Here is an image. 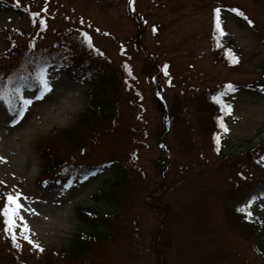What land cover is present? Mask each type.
Segmentation results:
<instances>
[{
    "label": "rangeland",
    "instance_id": "374dc122",
    "mask_svg": "<svg viewBox=\"0 0 264 264\" xmlns=\"http://www.w3.org/2000/svg\"><path fill=\"white\" fill-rule=\"evenodd\" d=\"M7 1L16 6V0ZM13 6L0 5V54H6L0 64H16V73L25 75V68L18 67L20 62L32 60L30 55L38 51L48 54L49 58L36 55L33 61H48L41 69L50 74L55 102L36 101L38 86L25 87L21 95L33 99V110L26 124L21 121L13 126L11 113L23 103L8 104L0 98V210L3 195L21 192L25 205L22 214L31 229L28 234L42 246V253L55 249L63 256L60 250L84 222L77 208L90 206L109 212L113 204L101 196L110 164L89 181H76L79 186L68 189L73 182L48 179L54 175L44 173L40 153L41 144L75 123L88 104V83L72 67L53 63L62 56L56 51L62 38L58 30L86 28L121 75L123 88L115 96L120 102L108 124L84 135L83 147L74 150L60 143L57 154L85 166L110 160L115 165L118 158L127 156L130 180L121 194L124 211L110 220L112 233L103 241L104 250L76 264H264V257L253 249L232 211L230 195L233 186H246L264 175L263 158L253 164L250 181L236 177L239 166L250 165L248 150L264 142V0H136L135 5L129 0H19V6L45 14V20L42 29L31 30L28 35L20 33L11 45L3 27L27 32L37 21L28 11ZM233 6L240 9L238 15L228 11ZM217 7L228 9L222 11L221 18L227 39L238 51L237 66H229L212 54L210 33ZM132 12L139 16V22ZM9 50L15 52L13 58L7 56ZM151 55L161 65L158 75L166 89L170 113L179 90L196 101L194 96L203 91L233 82L236 91L227 90L224 96L232 104L225 152L233 153V158L221 175L205 171L218 159L211 152L210 138L194 115V107L188 105L183 111L185 119L182 115L173 119L172 128L164 120L166 111L153 96L156 84L144 73L145 58ZM122 78L129 80V89ZM190 117L184 125L178 121ZM163 123L167 129L162 133ZM159 140L170 148L168 153L160 151ZM165 158L171 193L165 186L160 197L150 200L149 194L160 191L163 177L159 170ZM237 204L249 218L264 221V196L253 203ZM15 231L22 250L18 262L39 264L34 254L38 249L23 239L22 222L18 221ZM3 243L9 247L0 235V264H13Z\"/></svg>",
    "mask_w": 264,
    "mask_h": 264
},
{
    "label": "trees",
    "instance_id": "16d2710c",
    "mask_svg": "<svg viewBox=\"0 0 264 264\" xmlns=\"http://www.w3.org/2000/svg\"><path fill=\"white\" fill-rule=\"evenodd\" d=\"M60 32L64 34L62 43L68 45V47L73 50L72 53L69 54V57L73 58L74 63H78V65L83 64V67H80V69L81 71L84 70V73L87 74L86 78L91 82L89 105L86 107V110L80 114L75 123H72L68 128L61 129L52 134V137L47 139L48 142L42 143L40 146V153L46 172L65 174L72 178H80L84 172L93 171V169L82 171L78 167H75L73 163H71L69 157L65 158L64 155L57 154V148L60 143L62 145L64 143L66 146H71L74 150L75 148H81L85 145L84 135L86 133L93 132L98 125H103L104 123L108 124L107 122L113 119L114 114L116 115L118 102L120 101L115 96L120 94L123 87L121 75L118 69L113 67L109 59L93 50L80 35L73 32ZM223 45L224 44L217 50V57L221 58L223 56ZM6 53L7 56H12V51H7ZM4 56H6V54H0V59ZM144 63V72L149 74L152 68L157 64V61L154 58L146 57ZM9 68V66L0 64V75L2 72L9 70ZM183 95H185L184 91L178 95L179 99L178 97L175 98L173 103L174 107L171 108V115L174 119L181 115V117L185 119V115L182 113L188 110V105L195 108L194 115L197 116L198 121L200 119L206 136L208 135L210 138L211 152L213 156H216L218 159L215 164L210 163L209 166L213 164L212 167H207L208 170L205 171L212 170V173L221 175L223 168H227L229 165L227 162H230L232 157L230 154H225L223 149L219 148V151H217L218 147L217 145L215 146V138L212 136L219 130L218 117L221 116L218 105L219 100L211 90L203 91L199 95L194 96L196 101L189 100ZM192 117L187 121H178L181 125H184V123L190 122ZM186 144L190 145L188 141ZM263 149L264 145L253 148L249 151L247 156H252L254 161L258 158V154ZM117 160H119V163L110 167V176L106 179V186L101 189L103 192L101 196H104L113 203L110 204L109 210H107L109 212H101L99 209L96 210V207H78L80 216L85 220L83 227H80L69 239L68 244L62 247L60 251L63 252V256H60L55 249L44 254L34 253L36 254L35 259L39 264H76L87 258L91 259L93 255L101 253L102 250H104L103 241L107 240L112 233L109 225L110 220L113 217L121 215L124 211V202L121 199V194L126 187V183L130 180V173L125 163L128 157L122 156ZM220 160L221 162L218 164ZM188 167L190 168V166ZM185 174H188V172ZM188 176L185 177L187 178ZM236 177L238 179L242 178L237 175ZM169 181L170 179L167 181V191L171 193L172 187L169 185ZM252 183L256 185L251 188V192L257 194L262 191L264 177H260ZM236 186L237 185H235V187ZM160 188L161 187H159V189ZM236 192L237 191H233L232 195H235ZM232 211L238 217L246 238L251 241L252 246L264 257V225L256 221L249 222L246 219L243 220L233 209ZM4 219L2 214L0 216V235L6 230ZM4 246L12 256L10 259L8 257V259L12 261L13 264H17V256L21 249L14 246L13 240L9 247L3 243V247Z\"/></svg>",
    "mask_w": 264,
    "mask_h": 264
},
{
    "label": "snow or ice",
    "instance_id": "6c2138e0",
    "mask_svg": "<svg viewBox=\"0 0 264 264\" xmlns=\"http://www.w3.org/2000/svg\"><path fill=\"white\" fill-rule=\"evenodd\" d=\"M16 6H19V0H16ZM215 26L217 31H223L222 30V23L223 21L221 20V8L217 7L215 8ZM232 12H236L237 9H231ZM33 15H37L36 13H33ZM240 15H243V13H240ZM245 19H247L245 17ZM248 24H252L251 20H248ZM83 38L90 43L91 38L89 37L87 32L82 33ZM237 59H233V63H237ZM166 67V66H165ZM38 82H39V92L38 94H35V100L36 101H44L47 99V101L55 102L53 99V83L50 82V74L49 72H46L45 70L41 69L39 76H38ZM226 89L230 90L232 92L236 91V88L233 84L229 83L226 85ZM262 91H264V87L261 88ZM19 92L20 89H17ZM221 99L218 101L219 109L221 112V116L218 117V125L219 128L221 129V132H218L215 140L217 144L220 143L221 140V134L222 133H227L229 131L228 127L224 123L223 117L225 115H229L232 112V104L226 100L223 99L224 96L228 95V91L222 90L219 93ZM20 99L23 102V107H20L18 111L11 113L13 119L11 120V124L15 126L16 124L20 123L23 121L25 124L28 122V118L31 114L32 106L34 105V101L31 98H26L24 95L20 96ZM61 99V98H60ZM215 100V98H214ZM64 106L67 107V100L64 102ZM217 151H219V148H217ZM3 159V158H0ZM98 173L89 171V172H84L81 177H80V182L83 183L85 181H89L91 177L97 175ZM46 184V182H45ZM79 185L76 184L74 181L71 184L67 185L68 189H71L73 187H78ZM21 192H16L15 194H9L7 195V204L3 207L2 214L4 219V223L8 226L7 230L12 233V240L14 243L15 247H20L17 241V235L15 232V229L18 226V221L22 222V230L25 233L23 236V239L26 240L30 245L36 247L40 251H43V248L41 245L34 241L28 233L31 232L30 226L28 225L27 221L25 220L24 215L22 214V209H24L25 205L24 203L21 202V197H22ZM260 195H264V192H261ZM255 197H253L254 199ZM25 200H27V197H24Z\"/></svg>",
    "mask_w": 264,
    "mask_h": 264
},
{
    "label": "clouds",
    "instance_id": "9594fccd",
    "mask_svg": "<svg viewBox=\"0 0 264 264\" xmlns=\"http://www.w3.org/2000/svg\"><path fill=\"white\" fill-rule=\"evenodd\" d=\"M29 125H30V123H29L27 126H29ZM27 126H26V127H27Z\"/></svg>",
    "mask_w": 264,
    "mask_h": 264
}]
</instances>
